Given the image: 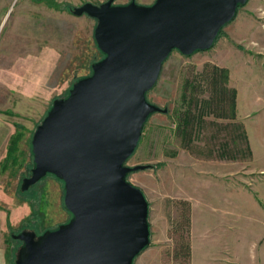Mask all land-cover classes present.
Returning <instances> with one entry per match:
<instances>
[{
    "label": "rangeland",
    "instance_id": "obj_1",
    "mask_svg": "<svg viewBox=\"0 0 264 264\" xmlns=\"http://www.w3.org/2000/svg\"><path fill=\"white\" fill-rule=\"evenodd\" d=\"M50 1L64 11L49 6ZM106 1L0 0V232L7 264H15L22 244L12 235L33 232L39 237L71 219L63 207L60 181L47 175L27 191H21V185L33 168L30 141L35 128L52 102L65 98L72 85L89 76L91 65L103 58L93 40L96 21L71 11L86 2L100 5ZM128 2L114 0L115 5ZM249 22L264 28V0H248L238 9L209 50L191 56L173 51L156 85L146 94L149 103L166 113L148 118L142 139L125 164L150 168L129 174L127 181L145 190L151 205L149 245L157 251L163 248L167 259L172 255V264H184L183 258L174 257L183 232L173 233L171 226L181 221L185 206L180 202L185 201L159 194L152 175L164 167L167 157L185 152L242 163L248 158L245 136L233 113L232 91L236 98L233 85L238 82H228V71L222 66L230 64L243 75L253 69L252 60L264 63V34L259 42L247 38L240 46H231L226 35L235 25ZM220 70L226 71V81ZM16 134L21 136L17 149L13 158L6 159L9 141ZM138 161L142 163L135 165ZM182 192L177 184L171 194L181 197Z\"/></svg>",
    "mask_w": 264,
    "mask_h": 264
},
{
    "label": "water",
    "instance_id": "obj_2",
    "mask_svg": "<svg viewBox=\"0 0 264 264\" xmlns=\"http://www.w3.org/2000/svg\"><path fill=\"white\" fill-rule=\"evenodd\" d=\"M115 5L86 2L74 16L96 21L93 40L103 58L55 99L35 128L33 168L27 191L47 175L63 185L71 219L22 243L15 264H133L150 243L148 202L127 176L148 165L126 166L148 118L166 113L146 94L173 51L183 56L209 50L221 29L248 0H135Z\"/></svg>",
    "mask_w": 264,
    "mask_h": 264
},
{
    "label": "crops",
    "instance_id": "obj_3",
    "mask_svg": "<svg viewBox=\"0 0 264 264\" xmlns=\"http://www.w3.org/2000/svg\"><path fill=\"white\" fill-rule=\"evenodd\" d=\"M154 1L136 0L142 6H150ZM249 23L235 25L226 33L233 43L231 46H240L247 38L259 42L257 39L264 34V28ZM249 64L253 69L243 75L237 74L230 64L222 66L228 71V82H238L233 85L238 92L234 118L242 127L248 158L242 163L241 160L199 158L185 152L167 157L164 167L152 175L159 194L181 199L190 206L188 264H264V63L256 59ZM141 163L138 161L135 165ZM131 184L136 185L133 181ZM177 184L183 189L181 197L171 194ZM142 192L147 199L144 189ZM147 201L150 215L151 205ZM2 233L0 264H7ZM165 256L163 248L157 251L149 245L133 264L172 262V255L170 260Z\"/></svg>",
    "mask_w": 264,
    "mask_h": 264
},
{
    "label": "trees",
    "instance_id": "obj_4",
    "mask_svg": "<svg viewBox=\"0 0 264 264\" xmlns=\"http://www.w3.org/2000/svg\"><path fill=\"white\" fill-rule=\"evenodd\" d=\"M51 3V1H50ZM49 4V6L51 7H55L57 10L58 9H62L64 11L63 8H61V6L59 7L58 5L56 6L55 4ZM245 6V5H244ZM241 7L243 6H239L238 9H240ZM237 9V11H238ZM237 11H236V14H237ZM226 26V25H225ZM224 26V27H225ZM223 29V28H222ZM222 29L221 31L219 32L216 40L214 41V44L215 42L217 41L218 37L221 35L222 33ZM213 47V46H212ZM197 53V52H196ZM220 72H222V74H224V80L226 81V71L225 70H220ZM91 74V73H90ZM89 74V75H90ZM82 79V78H80ZM212 81L214 82L215 80L212 78ZM234 100H235V94L234 92L232 91V105L234 104ZM233 113H234V106H233ZM143 131V130H142ZM20 135L19 134H16L14 135L10 141H9V146H8V149H7V155H6V159L8 158H13V154L14 152L16 151L17 149V143L20 139ZM150 168V166L148 167ZM53 177V176H52ZM181 204L183 203L184 206H185V210H184V214L181 215L180 217V220L181 221H178V222H175V223H172V232L173 233H178V232H183V234H181V236L179 237V246H178V250L177 252L174 254V257L175 258H183V263L184 264H188L189 260H190V257H191V251H190V244H189V230H190V206L188 205V203L186 202H180ZM183 206V205H182Z\"/></svg>",
    "mask_w": 264,
    "mask_h": 264
},
{
    "label": "flooded vegetation",
    "instance_id": "obj_5",
    "mask_svg": "<svg viewBox=\"0 0 264 264\" xmlns=\"http://www.w3.org/2000/svg\"><path fill=\"white\" fill-rule=\"evenodd\" d=\"M21 246H22V244H21Z\"/></svg>",
    "mask_w": 264,
    "mask_h": 264
}]
</instances>
